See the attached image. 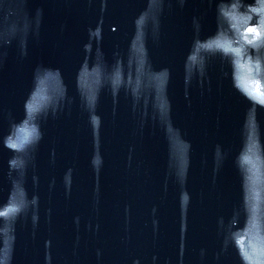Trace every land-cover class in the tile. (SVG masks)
<instances>
[{"label":"water","instance_id":"1","mask_svg":"<svg viewBox=\"0 0 264 264\" xmlns=\"http://www.w3.org/2000/svg\"><path fill=\"white\" fill-rule=\"evenodd\" d=\"M262 7L0 0V264H264Z\"/></svg>","mask_w":264,"mask_h":264},{"label":"snow or ice","instance_id":"2","mask_svg":"<svg viewBox=\"0 0 264 264\" xmlns=\"http://www.w3.org/2000/svg\"><path fill=\"white\" fill-rule=\"evenodd\" d=\"M260 3L262 4V6H264V0H260ZM261 10H264V7H262ZM248 31L256 33V37H254V39L257 38V37H260V35H261L260 32H258L255 28H249ZM249 43L251 44L252 41L250 40ZM257 89H259V85H257ZM262 94H264V93H262ZM12 147H15V145H12Z\"/></svg>","mask_w":264,"mask_h":264}]
</instances>
